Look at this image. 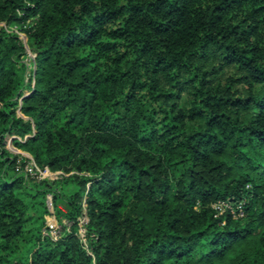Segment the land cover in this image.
Here are the masks:
<instances>
[{"label":"trees","instance_id":"obj_1","mask_svg":"<svg viewBox=\"0 0 264 264\" xmlns=\"http://www.w3.org/2000/svg\"><path fill=\"white\" fill-rule=\"evenodd\" d=\"M0 24V264H264V0H0Z\"/></svg>","mask_w":264,"mask_h":264},{"label":"built area","instance_id":"obj_2","mask_svg":"<svg viewBox=\"0 0 264 264\" xmlns=\"http://www.w3.org/2000/svg\"><path fill=\"white\" fill-rule=\"evenodd\" d=\"M11 32V31H10ZM15 34L18 35L19 39L22 41V43L25 46V36H21L19 35L17 32L18 31H13ZM25 39V40H24ZM29 51V50H28ZM28 57L30 58L31 61H33L34 56L29 52L28 53ZM17 139L18 141H21L20 138L18 137H12L7 141L6 144V148L8 147V145L12 144L13 145V140ZM8 150V148H7ZM21 159L18 160L17 162V171L22 170V173H24L25 175H28L30 177H35L38 180H44V179H48V180H53V178L55 179L57 175H55L54 173L50 172L49 169L44 168V169H40L38 168L35 163L33 162L32 158L29 156L25 157V160L23 161L25 164L24 166L21 168L20 163H21ZM211 208L213 209V211L215 212V215L217 217H220L224 214H229L231 215V217L234 220L237 219H243L245 217V213H244V209H243V203L242 202H238L237 204H233L231 201L229 200H219L214 202L211 205ZM49 219V220H48ZM46 221V229L43 230V235L44 236H48L50 238H52L53 240L58 239L61 236V233L58 229V225L56 224L57 221L55 219L54 216L48 218ZM78 226H81L83 224V228L84 225L86 224L87 220L85 217L83 218H79L78 219ZM64 227L68 228L70 227V223H67L65 220L63 222ZM85 229V228H84ZM79 236H80V231L78 232Z\"/></svg>","mask_w":264,"mask_h":264},{"label":"rangeland","instance_id":"obj_3","mask_svg":"<svg viewBox=\"0 0 264 264\" xmlns=\"http://www.w3.org/2000/svg\"><path fill=\"white\" fill-rule=\"evenodd\" d=\"M4 25L3 24H0V27H3ZM9 31H11L12 33H14L13 31H18L17 33L19 34V35H21V36H25V34L23 33V32H21L20 30H19V28L17 27V26H14V27H12V28H9L8 29ZM25 39H26V37H25ZM24 39V40H25ZM26 41V40H25ZM25 47H26V42H25ZM27 48V47H26ZM30 51H28V49H27V58H26V60H25V63L27 64V71H26V80H28V77H29V74H30V69H31V67L32 66H30L31 65V63H32V61L30 60V58L28 57V53H29ZM7 144V143H6ZM8 150L11 152V153H13V154H15V155H20L21 156V158L22 159H25V157H29V154H27L26 152H24V151H21V150H19L18 148H16L14 145H12V144H10V145H8ZM55 175H57L56 177H58V175L59 174H57V173H54ZM53 180H54V178H53ZM45 205H46V207H47V209L49 210H51L52 209V207H53V201H52V197H51V195H47L46 196V199H45ZM61 207L62 208H65V204H59L58 205V208H60L61 209ZM53 212H54V210H53ZM49 220V219H48ZM47 221V220H46ZM63 222H64V220H60L59 219V221H57V225L59 226L58 227V229H59V231H60V233H62V231L63 230H65V228L66 227H64V225H63ZM79 231H80V239H81V241H82V243L85 245V247L87 246V242H86V239H85V229L83 228V224L81 225V226H79ZM22 251H23V249H22Z\"/></svg>","mask_w":264,"mask_h":264},{"label":"crops","instance_id":"obj_4","mask_svg":"<svg viewBox=\"0 0 264 264\" xmlns=\"http://www.w3.org/2000/svg\"><path fill=\"white\" fill-rule=\"evenodd\" d=\"M6 149H7V148H6ZM61 210L65 212V211H67V207H66V206H65V208H62V207H61Z\"/></svg>","mask_w":264,"mask_h":264}]
</instances>
